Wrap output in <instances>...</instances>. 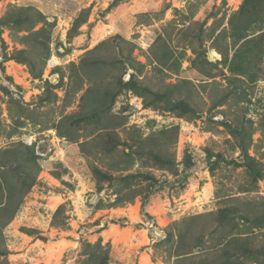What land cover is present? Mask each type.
Masks as SVG:
<instances>
[{"label":"rangeland","instance_id":"1","mask_svg":"<svg viewBox=\"0 0 264 264\" xmlns=\"http://www.w3.org/2000/svg\"><path fill=\"white\" fill-rule=\"evenodd\" d=\"M243 4L246 5L250 17L253 13L264 15V0H0V18L10 7L34 6L56 23L50 44L52 55L47 61L42 80L33 79L26 65L10 59L14 49L22 48L13 37V32L3 29L0 35V150L22 142L36 147L39 154L40 145L47 144L46 153L39 154L42 171L36 186L25 198L14 221L0 236V243L8 252L5 257L8 264H79L85 259L81 243L87 241L95 244L101 239L103 245L109 243L111 247V243L104 242L100 234L109 224L125 227L129 222L127 218H123L125 216L119 213L116 215L112 210L135 204L140 208L139 219L133 226L139 230L150 231L153 238L150 246L151 257L154 263L176 262V230L171 228L174 221H169L174 217L175 221H181L189 216L222 210L227 223L221 228L220 234L227 233L226 235L230 234L232 237L252 235L244 226L241 214L234 209L237 204L227 202V199L239 198L256 203L257 206L260 201H264V175L257 179L252 189L244 192L249 181L246 168L241 164L236 140L225 124L231 125L234 131L235 121L242 118L252 121L255 133L249 153L264 164V128L261 127V124L264 125V47L258 44L260 47L253 49L249 45L244 58L237 56L236 63H233V56L244 40L237 47H233L232 38L221 39L218 41V49L228 50V62L220 64L223 56L212 44L219 33L228 31L230 18ZM87 8H91L87 24L81 27L79 36L68 41L67 32L74 19L81 10ZM187 29L193 34L196 32V36L202 35L201 42L197 40L194 49L199 50L209 62L219 63L218 69L204 64L199 69L192 66L197 55L186 46L184 37L179 32ZM158 33L167 35L166 45L171 49L174 74L164 75L157 72V65L150 61V47ZM259 34L260 32L249 33L245 40H253ZM116 36L133 42L136 45L134 58L145 65L140 77L133 76L130 70L121 69L119 73L125 85L116 99L112 113L123 123L117 128L120 141L128 139L126 130L129 129L140 130L143 138H149L156 137L166 128L178 127L179 134L174 145H170L172 141L167 142L158 137L157 144L163 143L158 146H167V149L169 147L168 151L173 155L175 163L170 170L148 158L127 157L123 153L124 146H117L116 153L100 152L111 143H105L103 138L98 139L96 146L91 148L94 152L87 159L81 155L77 143L66 142L51 128L60 113L57 105L61 101L35 109L44 92L45 82L51 81L53 85L59 82L61 74L56 72L58 67L63 68L64 85L55 92L62 99L69 83L67 65L78 63L87 51ZM123 54H126V49H123ZM104 55H109V51H104ZM231 61L234 68L239 66L238 63L242 65L241 75L231 69ZM206 73L212 77H208ZM227 77L241 78L244 83L228 84ZM8 78L12 79L14 85L11 90L25 108L29 111L36 110L30 116L44 123L35 125L26 121L16 129V107L9 106L3 90L10 84ZM143 80H147L150 89L155 92L163 89V82L175 84L190 81L195 85L197 94L193 90L189 93L182 90L180 94L187 97L193 105L201 101L203 114L188 117L181 113L175 103L173 104L176 109L167 110L170 104L166 100H157L151 95L148 98L161 102L157 103L158 108H147L144 103L145 96L138 89L141 86L140 81ZM236 84L240 90L229 96L225 105L210 110L211 104L222 99L226 87L230 85L233 88ZM133 98L142 100L144 106L153 113V118L147 119L141 126L130 125L129 116L137 112L129 103ZM74 110H77V104L66 109L64 114ZM85 127L84 124L79 133L88 135ZM93 166L107 171L115 178L140 173L136 178V183H140V186L134 187L135 191L142 193L145 192L147 183H150V176L155 177L160 184L151 196V193L148 194V204L144 211L139 197L132 204L108 209L110 203L117 198V191L125 190L124 186L116 179L112 183L106 180L98 182L92 171ZM99 187H102L100 191ZM129 194L124 192L120 196ZM29 202L34 204L30 205ZM165 203H170L172 211L167 210ZM60 206H64V227L53 226L52 222L53 214ZM131 211L134 214L135 208ZM145 215L154 220L153 229L146 225L153 221H147ZM32 218H36L35 223L30 220ZM131 218L136 220L134 215ZM155 218H159V222ZM55 223L58 225L59 221ZM23 228L33 229L37 234H27L23 232ZM257 234L255 231L253 235ZM217 238L218 235L201 248L210 253L209 263L226 264L225 260L229 259L230 264H264L262 254L259 256L260 261L254 255L248 258L240 255L234 257V253L238 254L240 251H236L233 245L227 249L225 256L224 253L222 257L216 256L214 252L217 250L214 249L221 243ZM252 239L256 242V248L263 251L260 240ZM66 240L68 244L65 246ZM72 241L76 242V248H70ZM240 245L245 248L244 244L239 243ZM199 253L196 250L195 254ZM110 258L109 264H119L111 253Z\"/></svg>","mask_w":264,"mask_h":264},{"label":"trees","instance_id":"2","mask_svg":"<svg viewBox=\"0 0 264 264\" xmlns=\"http://www.w3.org/2000/svg\"><path fill=\"white\" fill-rule=\"evenodd\" d=\"M91 8L81 10L77 17L74 19L71 28L67 32L68 41H72L74 38L80 35V29L87 24L90 17ZM264 15L261 13H253L252 17L248 15L246 5L243 4L241 8L230 18L228 31H222L213 40V48L218 50L223 56V62H228V50L218 49V41L225 38H232L233 43L231 46L237 47V44L244 40V42L237 48L235 55L233 56V63H236L237 56L243 59L249 50V45L253 49L258 47H264ZM56 26L55 20L50 21L48 16L43 14L34 6H22V7H10L6 13L0 18V35L3 29H7L13 32V37L22 46L21 49H14L10 55V59L17 63L26 65L29 68V72L33 79L42 80L44 70L46 68L47 61L52 55L51 40L52 33ZM40 27L39 29H37ZM260 32L257 38L253 40H245L249 33ZM183 35V40L187 44L186 46L191 49L194 55L197 57L192 61V66L199 69L202 64L208 65L211 68H219V63L213 64L207 60V58L196 49L194 44L198 40L201 42L202 35L196 36V32L191 33L190 29L179 30ZM216 32V31H215ZM213 32V37L215 35ZM167 35L166 33H158L156 40L150 47V61L157 65L156 71L164 75L174 74V62L172 60L171 49L167 48ZM170 36H168L169 38ZM260 46H259V45ZM62 46V44H60ZM258 46V47H257ZM123 49H126V54H123ZM136 45L123 39L120 36H116L99 43L93 49L87 51L79 60L78 63H69L67 65L68 72V85L65 88L64 97L60 99L55 92L61 89L64 85L62 74V67L56 69L57 73H60V80L56 85H53L51 81L45 82V89L42 96L39 97V105L35 108L38 110L45 105H57L60 113L57 119L52 123L51 128L57 132V135L63 138L68 143H77L80 148V153L85 158L89 159L92 156L91 148L96 146L98 139L103 138L105 143L110 141L108 148L100 149V152L107 154L116 153L117 146H124V154L133 159L134 156L138 158H148L155 163L159 164L163 168L171 169L174 166L173 155L168 151L167 146L157 144L158 137L165 139L167 142H171L170 145H174L177 142L179 134L178 127L166 128L159 132L156 137L143 138L141 131L137 129L126 130L128 139L126 141H120V136L117 133V128L122 126L121 119L113 115L112 110L118 95L120 94L123 86L125 85L121 75V69L124 71H132V75L140 77L144 70L145 65L138 62L134 58V51ZM104 51H109V55H104ZM201 55V56H200ZM231 69L241 75L242 65L234 68L232 61L230 62ZM116 70L119 72L116 73ZM114 71V72H113ZM207 74V73H206ZM208 77L212 75L207 74ZM228 84L237 83L243 84L244 81L238 77H227ZM10 82L7 88H4V94L8 98L9 106L16 107L17 117L14 118L16 129L25 124L26 121H30L35 125L44 123L41 120H36L30 116L34 114L36 110L29 111L25 108V105L17 95L11 90L14 87L12 79L8 78ZM237 84L232 88L230 85L226 87L225 93L221 96L218 102L211 104V109H217L226 104L227 99L234 92L240 90ZM139 91L145 96V106L147 108H158L157 103L162 100L169 103L167 110L173 111L176 109L175 104H178V108L182 111V114H186L188 117L200 116L203 114L201 110V101L193 105L189 99L181 95V91L186 93L194 91L195 95L197 90L195 85L190 81H182L175 84L164 83L163 89L160 91H153L150 89L147 80L140 81ZM154 96L148 98V96ZM77 104V110L72 111L69 114H64L65 110ZM144 106V107H145ZM145 107V108H146ZM146 108V109H147ZM86 125L84 133H79L83 125ZM230 129L231 135L236 140V146L240 151V160L242 166L246 168V174L249 179L248 184L245 186L247 192L252 189L253 185L261 176L264 175V164L259 162L255 157H252L249 153L251 146L253 145V135L255 128L252 121L246 118L239 119L234 122L232 130L231 125L225 124ZM264 128V125L261 124ZM89 128V129H88ZM264 134V129H263ZM113 144V146L111 145ZM169 145V144H168ZM170 150V149H169ZM98 152V151H95ZM41 156L37 154L36 147H30L22 142H17L9 147L0 150V236L3 231L14 221L18 213L21 211L23 202L31 190L36 186L38 176L42 171L40 163ZM94 172L98 182L104 180L112 183L119 181L123 184L125 190L117 191V198L114 199L108 209H115L124 207L126 204H132L136 198H141L142 211L147 208L148 194L150 196L155 192V189L159 186V181L150 176L147 183V187L144 193L135 191L134 186H140V183H136L137 174H129L127 176L113 177L107 171H101L97 167L93 166ZM102 187H99L100 191ZM124 192H129V195L120 196ZM235 202L237 206L234 208L236 212L241 214L242 222L252 233L251 236L246 237H232L230 234L221 233V228L227 223L225 216H223L222 210L211 212L204 215L189 216L181 221H174L171 224V228L176 230V239L174 247V255L176 258L175 264H184L186 262H197L198 264H218L209 263L208 256L210 253L204 252L202 246L212 238L221 240L217 250L214 254L218 257H222L227 254V249L232 247L240 253H234V257L244 256L247 257L254 255L257 261H260V255H264V201H260L257 206L256 203L240 200L239 198H229L227 202ZM64 206H60L53 214V226L64 227ZM222 217L220 218V215ZM147 221H153L145 215ZM59 221L57 225L55 222ZM124 223V221H122ZM98 224V223H97ZM23 232L33 235L37 234L33 229L23 228ZM257 235H253L254 232ZM220 234V235H219ZM260 240L259 242L263 251H259L256 248V242L252 238ZM239 243L245 245V248L239 246ZM83 250V256L85 257L79 264H109L111 261L110 253L111 247L107 243L103 245L102 240L99 239L95 244H91L87 241L81 243ZM196 250L200 251L199 254H195ZM8 254L7 249L0 243V264H8L5 258ZM226 264H230L229 259L225 260Z\"/></svg>","mask_w":264,"mask_h":264},{"label":"crops","instance_id":"3","mask_svg":"<svg viewBox=\"0 0 264 264\" xmlns=\"http://www.w3.org/2000/svg\"><path fill=\"white\" fill-rule=\"evenodd\" d=\"M172 199L174 200V202H176V199L174 197ZM29 203L30 205L34 204L33 202ZM165 204L166 206H168L167 210L172 211L171 207L169 206L170 203ZM133 208H135L134 214L131 213V210ZM139 208L140 207H137V205L135 204L118 210H112V212L116 215L119 213L125 216L123 218H127L130 223L128 222L125 227H121L119 224H109V227L100 234V236L104 239V242L111 243V255L117 262H119V264H158L154 263L151 257L152 248L150 246L153 238L150 235V231L148 229L139 230L133 226L139 219ZM175 208H177V205H175ZM132 215L136 217L135 221H133V219L131 218ZM34 219L36 218H32L30 220ZM155 220L159 222L160 219L155 218ZM175 220L176 217L170 219L169 221ZM161 221H164L165 223L169 222L167 220ZM33 223H35V220L33 221ZM65 242L66 246L68 244V241L66 240ZM70 244H72V247L70 248H76V242L72 241V243Z\"/></svg>","mask_w":264,"mask_h":264},{"label":"built area","instance_id":"4","mask_svg":"<svg viewBox=\"0 0 264 264\" xmlns=\"http://www.w3.org/2000/svg\"><path fill=\"white\" fill-rule=\"evenodd\" d=\"M130 106L137 112L129 116L130 125L141 126L143 123L150 118H153V113L144 107L143 101L137 98L130 99ZM149 229H153L155 222H149L146 224Z\"/></svg>","mask_w":264,"mask_h":264},{"label":"water","instance_id":"5","mask_svg":"<svg viewBox=\"0 0 264 264\" xmlns=\"http://www.w3.org/2000/svg\"><path fill=\"white\" fill-rule=\"evenodd\" d=\"M46 151H47V144L46 143H42L41 145H40V150H39V154L40 155H44L45 153H46Z\"/></svg>","mask_w":264,"mask_h":264}]
</instances>
